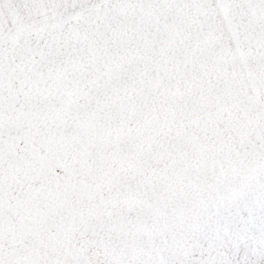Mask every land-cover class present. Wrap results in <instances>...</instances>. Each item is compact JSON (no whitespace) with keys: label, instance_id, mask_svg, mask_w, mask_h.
I'll use <instances>...</instances> for the list:
<instances>
[{"label":"snow or ice","instance_id":"obj_1","mask_svg":"<svg viewBox=\"0 0 264 264\" xmlns=\"http://www.w3.org/2000/svg\"><path fill=\"white\" fill-rule=\"evenodd\" d=\"M0 264H264V0H0Z\"/></svg>","mask_w":264,"mask_h":264}]
</instances>
